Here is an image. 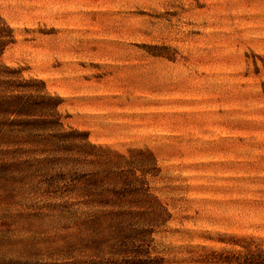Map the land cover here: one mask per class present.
Returning a JSON list of instances; mask_svg holds the SVG:
<instances>
[{
  "label": "rangeland",
  "instance_id": "rangeland-1",
  "mask_svg": "<svg viewBox=\"0 0 264 264\" xmlns=\"http://www.w3.org/2000/svg\"><path fill=\"white\" fill-rule=\"evenodd\" d=\"M0 264H264V0H0Z\"/></svg>",
  "mask_w": 264,
  "mask_h": 264
}]
</instances>
